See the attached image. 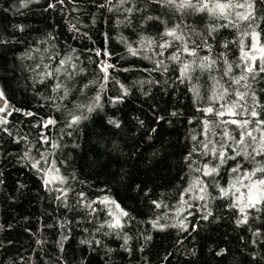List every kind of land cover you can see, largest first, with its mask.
<instances>
[{"label": "trees", "instance_id": "trees-1", "mask_svg": "<svg viewBox=\"0 0 264 264\" xmlns=\"http://www.w3.org/2000/svg\"><path fill=\"white\" fill-rule=\"evenodd\" d=\"M254 10L252 23L261 31L264 0H254ZM224 23L206 13L182 14L159 0H0V92L8 104L0 113L8 120L0 124V264H264V211L250 210L248 223L237 225L242 217L229 207L232 197L219 191L239 175L231 172L237 163L253 165L237 157L214 177L195 171L220 164L200 154L203 121L217 119L201 109L219 108L222 102L211 97L220 85L246 90L231 77L245 74L239 42L249 46L242 33L251 29L247 22L219 27ZM178 24L190 47L192 41L200 45L198 57L217 60L211 71L194 65L192 78L183 82L181 62L168 58L180 42L164 55L147 44L149 38L157 44L170 40L163 33ZM210 26L217 27L212 35ZM221 53L233 66L229 76L223 75L228 64ZM68 57L58 78L42 75ZM193 59L181 53L182 62ZM159 61L164 63L157 67ZM102 64L112 65L107 79ZM65 71L76 73L71 81ZM61 81L71 88L67 97L63 89L53 91ZM247 83L264 104V72ZM88 106H94L91 112ZM73 116L82 118L69 127ZM48 119L56 124L45 128ZM41 153L55 161L65 184L45 185L44 171L32 167ZM39 167L46 171L49 164L41 161ZM196 177L207 188L205 200L195 199L203 194L201 185L184 193ZM182 193L186 204L180 203ZM105 198L129 214L121 218V229L107 227L109 213L118 210L101 203ZM153 221L163 227L154 228Z\"/></svg>", "mask_w": 264, "mask_h": 264}, {"label": "snow or ice", "instance_id": "snow-or-ice-1", "mask_svg": "<svg viewBox=\"0 0 264 264\" xmlns=\"http://www.w3.org/2000/svg\"><path fill=\"white\" fill-rule=\"evenodd\" d=\"M62 2V0H61ZM126 2V0H121V3ZM159 2L168 7L169 9H175L182 14L191 10L196 13H206L208 17L216 20H223L227 23L219 25V27H239L240 24L247 22V27L251 31H244L243 36H248L251 39L249 46H245L244 41L240 40V60L243 62L242 74L240 76H232L231 83L235 85H240L245 91H239L238 89L233 90L230 87L225 88L223 85H220V81L216 80V84L220 85L221 91H213L211 99L214 103L222 102L219 105V108L209 106L207 108L201 109L204 112L205 116L214 115L217 119L216 121H210L205 119L204 124V141H198L197 143L203 149L200 154L202 156H208L209 154L220 161L219 165L212 166L211 162L205 163L202 168H197L195 171L201 172L203 176L214 177L218 175V170L221 165H223L227 160H236L237 157H242L244 161L253 165L251 168H244L242 163H237V165L231 168L232 173H238L239 175L233 178V181L229 184L227 188L219 187L221 197H232V202L229 207L238 209L241 219L236 221L237 225H242L248 223L249 211L254 210L259 213L264 211V104H261L257 99L255 92H251V85L247 83L249 77L255 79V74L258 72H264V43H261V31H257L259 25H254L252 22L255 21L254 14V0H159ZM26 6V4L22 5ZM51 6V5H50ZM238 9H243L244 11H238ZM131 12L133 9H127ZM151 19V17H149ZM217 31L216 26H210L209 35ZM164 36L171 38L170 40H164L162 43H156L155 40L149 38L147 44L151 46L156 44L162 51L158 53L159 55H164V51L169 47L173 46V42H180L177 51L172 53L168 58L173 61L181 62L180 66V79L183 82L185 79H191V73L195 68L201 70L211 71L213 66L217 63L215 58L204 56L198 57V49L200 48L199 44H196L195 41H192L193 46H189V42L185 39L184 33L180 30V25H176L172 28H167L163 33ZM204 45L209 48L207 41H204ZM225 48L228 47L227 44L224 45ZM132 51V54L135 55L136 51ZM181 53L193 57L194 59L191 62H182ZM107 54V53H105ZM97 55H100L97 52ZM225 56V63L228 64L226 55L224 53L220 54ZM71 60V57L62 59L59 62V66L54 69L47 70L42 73L44 77L47 78H58L57 74L61 73V70L66 64ZM199 60V63H197ZM259 61V67H256V62ZM163 61L157 62V67L163 65ZM195 65V68H194ZM240 65H237L239 67ZM37 68L40 67L38 64ZM112 67V65L102 64L101 70L105 72V79H107V69ZM232 65L228 64L227 69L223 72L224 76H229L232 72ZM45 69H48V65H44ZM75 68V65H73ZM35 71V70H34ZM165 71L167 68L165 67ZM76 73L64 72V75L67 80L71 81ZM215 80V77H212ZM244 81L245 83H241ZM43 82V81H41ZM87 87V85H85ZM103 88V85H101ZM63 89L64 97H67L71 91L63 81L55 84L53 91H60ZM193 91L199 95L198 91L193 88ZM233 94L236 99L229 101L227 97ZM251 97V104L247 102V98ZM3 93L0 92V100H3ZM100 97L97 95L95 97L96 101H99ZM243 101L244 103H241ZM98 106V105H94ZM94 106H88L87 110L91 112ZM78 107H83L78 105ZM8 104L5 101L4 105L0 107V113L6 112ZM11 115V112L7 113ZM27 115H33L32 113H27ZM228 117V119H224ZM81 116H73L68 126L71 127L73 124H77ZM8 120L4 117H0V124H7ZM56 121L54 119H48L44 122L43 126L47 128L50 125H55ZM229 126H234L230 128ZM219 129V132H217ZM235 133V134H234ZM258 134V135H257ZM217 137H219L217 139ZM41 138L44 143H49V138L41 134ZM193 140H196V137H193ZM53 149L57 148L56 143H51ZM231 150L234 155H229L228 150ZM200 151L199 148H194L193 152ZM192 153L189 154V157ZM25 156H28V153H25ZM187 159V158H186ZM41 161L49 164L48 169L45 171L41 169L39 165ZM33 168H36L38 171H44V183L49 185L53 182H59L60 184L66 183V178L60 175L59 168L56 167L55 161H48L47 155L41 153L40 160H36L32 164ZM204 182L196 177L192 184L188 188L184 189V193L191 192L201 185L198 189L202 195L195 197V199L205 200L208 195L207 188L203 186ZM61 191L64 196L67 195V192L62 189H57ZM83 196V193L80 194ZM183 193L181 194V204H186L187 201L183 198ZM61 197H57L60 199ZM113 203L115 201H108L107 198L101 201V203ZM156 203V202H154ZM191 206V205H189ZM91 207V205H88ZM118 212L113 214L109 213L110 216H113L111 222H107V227L109 229L118 230L123 227L121 223L122 217H127L129 214L122 209L118 204H115ZM156 207L159 208L161 205L156 203ZM95 211V209H93ZM179 215V210L177 212ZM211 215L209 212L204 219H207ZM153 227H163L158 225V221L152 222ZM104 224H101V227H104ZM181 222L180 227H183ZM254 235H259V233H254ZM127 239L125 238V244H127Z\"/></svg>", "mask_w": 264, "mask_h": 264}, {"label": "water", "instance_id": "water-1", "mask_svg": "<svg viewBox=\"0 0 264 264\" xmlns=\"http://www.w3.org/2000/svg\"><path fill=\"white\" fill-rule=\"evenodd\" d=\"M2 104H3V100H0V107L2 106Z\"/></svg>", "mask_w": 264, "mask_h": 264}, {"label": "bare ground", "instance_id": "bare-ground-1", "mask_svg": "<svg viewBox=\"0 0 264 264\" xmlns=\"http://www.w3.org/2000/svg\"><path fill=\"white\" fill-rule=\"evenodd\" d=\"M2 106H3V104H2ZM2 106H1V107H2Z\"/></svg>", "mask_w": 264, "mask_h": 264}, {"label": "rangeland", "instance_id": "rangeland-1", "mask_svg": "<svg viewBox=\"0 0 264 264\" xmlns=\"http://www.w3.org/2000/svg\"><path fill=\"white\" fill-rule=\"evenodd\" d=\"M251 43V42H250ZM250 43H249V45H250Z\"/></svg>", "mask_w": 264, "mask_h": 264}]
</instances>
